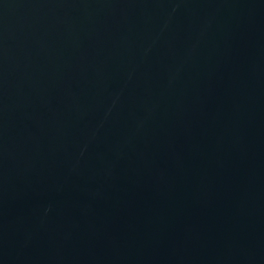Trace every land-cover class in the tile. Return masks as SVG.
<instances>
[{"label":"water","instance_id":"1","mask_svg":"<svg viewBox=\"0 0 264 264\" xmlns=\"http://www.w3.org/2000/svg\"><path fill=\"white\" fill-rule=\"evenodd\" d=\"M0 264H264V0H0Z\"/></svg>","mask_w":264,"mask_h":264}]
</instances>
